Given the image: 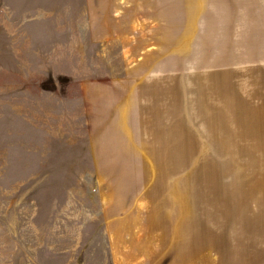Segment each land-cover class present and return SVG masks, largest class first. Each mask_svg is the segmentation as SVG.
<instances>
[{
    "label": "rangeland",
    "instance_id": "374dc122",
    "mask_svg": "<svg viewBox=\"0 0 264 264\" xmlns=\"http://www.w3.org/2000/svg\"><path fill=\"white\" fill-rule=\"evenodd\" d=\"M0 264H264V0H0Z\"/></svg>",
    "mask_w": 264,
    "mask_h": 264
}]
</instances>
